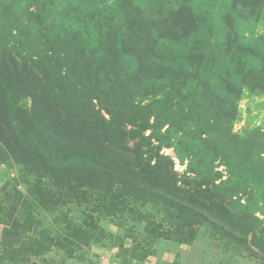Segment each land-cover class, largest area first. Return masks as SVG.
Segmentation results:
<instances>
[{
	"label": "trees",
	"instance_id": "trees-1",
	"mask_svg": "<svg viewBox=\"0 0 264 264\" xmlns=\"http://www.w3.org/2000/svg\"><path fill=\"white\" fill-rule=\"evenodd\" d=\"M47 5L41 3L20 27L19 31L34 29L32 37L13 36L20 47L17 50L10 46L8 22L3 20L14 6L0 0V164L19 165L15 180L25 185L22 191L36 208L56 215V227L35 233L32 213L22 221L17 206L0 197V223L4 225L0 264H57L47 258L52 253L99 264L89 260L87 251L115 237L100 221H114L117 214L131 210L144 217V230L149 231L153 221L148 204L153 191L174 192L180 208L213 210L241 221L240 210L249 208V203L232 200L237 192L220 189L223 184L235 187L237 178L232 173L215 183L214 175L220 176L208 164L211 154L224 145L236 150L234 158L240 164L249 165L253 155L242 151L241 142L230 146L229 142L240 138L229 137L224 130L198 132L200 122L191 113L195 101L189 100L191 91L182 84V67L167 61L165 54L155 57L151 53L126 78L116 41L104 46L109 47L106 55L111 58L104 59L98 38L90 42L89 36L83 40L77 34L48 36L38 20ZM224 74L228 76L227 71ZM157 81H170L167 94H155ZM141 83L145 88L136 90ZM141 95L149 101L136 103L135 97ZM23 99H30L29 108L22 105ZM147 130L149 135H145ZM164 147L174 148L180 162L187 160L189 172L196 176L182 179L184 184L179 185L167 165L170 158L159 154ZM253 218L250 228L254 225L257 230L261 221Z\"/></svg>",
	"mask_w": 264,
	"mask_h": 264
},
{
	"label": "rangeland",
	"instance_id": "rangeland-1",
	"mask_svg": "<svg viewBox=\"0 0 264 264\" xmlns=\"http://www.w3.org/2000/svg\"><path fill=\"white\" fill-rule=\"evenodd\" d=\"M1 1L14 6V11L4 14L3 20L8 22L10 46L15 45L17 50L20 47L13 42V36L18 34L24 40L32 37L34 29L19 31L20 27L29 21L30 12L46 2L47 8L38 14V20L43 22L41 26L48 36L57 39L60 33L77 34L83 40L89 36L90 42L98 38L99 53L104 59H111L106 55L109 47L104 46L116 41L115 50L121 58L119 65L126 78L130 79L151 53L155 57L165 54L167 61L182 67L179 72L182 84L191 91L189 100L195 101L191 113L200 122L198 132L224 130L227 136L240 138L228 141L230 146L241 142L242 151L253 155L249 165L240 164L234 158L236 150H228L224 145L221 151L211 154L212 162L208 164L220 176L214 175L215 183L226 180L232 173L237 178L235 187L223 184L220 189L225 193L237 192L232 200L249 203V208L240 210L241 221L227 219L213 210L180 208L174 192L153 191L152 203L148 204L153 221L149 231L144 230V217L131 210L126 211L128 214H117L115 222L103 218L101 226L115 237L106 244L92 246L87 251L89 260L99 264H140L153 257L154 264H264V179H261L264 169L259 168L264 165V0ZM156 84L155 94L160 97L168 93L170 81ZM144 88L145 84L141 83L136 90ZM143 97L137 96L134 100L137 103ZM148 101L144 99L142 103ZM21 103L26 108L31 105L30 99H23ZM149 134L147 130L145 135ZM242 139L248 142L244 144ZM129 145L132 147L133 141ZM159 154L170 158L166 162L173 168L179 185L184 184L182 179L196 176L189 172L187 160L180 162L174 148H161ZM203 155L207 160L206 153ZM19 172L18 164H0L1 199L17 206L16 214L22 221L32 213L35 233L46 228L53 230L56 215L36 208L25 196L22 191L25 185L15 180ZM253 217L261 221L257 230L254 225L250 228ZM3 229L0 223V238ZM183 231L186 237L181 234ZM147 251L149 255L143 259ZM47 258L57 264H89L64 259L57 253Z\"/></svg>",
	"mask_w": 264,
	"mask_h": 264
},
{
	"label": "crops",
	"instance_id": "crops-1",
	"mask_svg": "<svg viewBox=\"0 0 264 264\" xmlns=\"http://www.w3.org/2000/svg\"><path fill=\"white\" fill-rule=\"evenodd\" d=\"M153 258V257H152ZM151 257L147 258L145 261L141 262L140 264H154L153 259Z\"/></svg>",
	"mask_w": 264,
	"mask_h": 264
}]
</instances>
